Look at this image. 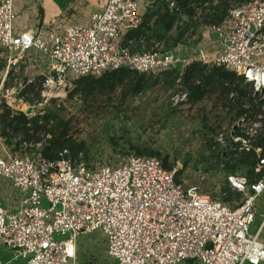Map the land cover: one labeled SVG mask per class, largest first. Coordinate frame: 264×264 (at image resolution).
Masks as SVG:
<instances>
[{
	"label": "built area",
	"instance_id": "built-area-1",
	"mask_svg": "<svg viewBox=\"0 0 264 264\" xmlns=\"http://www.w3.org/2000/svg\"><path fill=\"white\" fill-rule=\"evenodd\" d=\"M19 1L0 0V49L12 65L30 51L45 56L52 74L47 90H57L67 79L99 78L121 69L154 75L195 61L221 67L264 95V63L256 60L264 56L263 0L229 9L212 28L221 50L215 55L198 50L191 60L174 51L134 52L124 42L142 25V6L151 0H103L84 24L16 32ZM169 8L177 10L173 2ZM242 122L233 126L239 135L231 136L239 151L249 152L260 126ZM14 146L0 134V179L22 195L14 211L0 204V246L12 261L76 264L78 236L101 231L116 264H264L263 227L249 235L255 202L264 193L260 149L255 179L224 172V185L241 198L229 205L183 186L155 157L130 155L92 165L73 162L67 151L47 159Z\"/></svg>",
	"mask_w": 264,
	"mask_h": 264
},
{
	"label": "rangeland",
	"instance_id": "rangeland-1",
	"mask_svg": "<svg viewBox=\"0 0 264 264\" xmlns=\"http://www.w3.org/2000/svg\"><path fill=\"white\" fill-rule=\"evenodd\" d=\"M157 1L151 0L145 11ZM246 1L249 0H226L221 5L225 9L223 12L211 11L210 6L215 9L217 1L193 5L191 18L182 14L181 29H172L167 39L158 44H153L154 40L129 41L130 47L134 52H169L166 46L172 44L179 32H184L180 46L173 50L191 60L196 54V51L192 54L197 49L196 43L213 35L212 28L218 23L212 15L224 13V16L229 9ZM62 16L63 21L53 24L59 28L71 25L68 19L72 16ZM153 22L154 18L151 25ZM152 29L154 33L150 34H160V29L155 26ZM10 58L0 49V134L8 145L15 144L16 150L21 148L42 157L45 148L55 157L67 151L73 162L92 165L116 163L130 155L156 154L150 157L165 162L170 171L174 170L180 184L195 187L200 193L229 205L239 203L241 198L225 190L224 172L250 180L257 176L250 167L253 159L250 155L253 152L256 161L255 150L264 151V95L254 92L250 85L225 76L226 71L221 67L188 61L190 64L187 62L184 67L165 73L146 74L143 87L136 92H131L136 79L117 84L113 91L101 89L103 82L109 79L108 73L98 79H67L57 90L50 91L45 88L47 78L52 76L48 73L45 56L30 51L21 59L17 58L15 65L10 64ZM256 60L264 63V56ZM195 63L203 65L196 70L200 69L204 77L186 81V68ZM178 93L181 97L175 101ZM7 109L9 116L5 114ZM18 113L26 117V122L41 118L39 127L34 128L30 122L24 125L25 121L16 116ZM46 116H49V123L44 128ZM240 122L246 127L260 126L249 152L239 151V145L231 136V132L239 135V130H233V126ZM60 136H65L67 143L77 150L76 155L68 147L56 148L60 142H56V138ZM2 189L11 192L9 184L0 185V193ZM255 206L257 213L249 235L255 234L261 225L259 239L264 244V193ZM43 207H46L45 202ZM76 249V264H116L107 255V241L101 231L78 236ZM8 253L0 249L3 262L10 258Z\"/></svg>",
	"mask_w": 264,
	"mask_h": 264
},
{
	"label": "trees",
	"instance_id": "trees-1",
	"mask_svg": "<svg viewBox=\"0 0 264 264\" xmlns=\"http://www.w3.org/2000/svg\"><path fill=\"white\" fill-rule=\"evenodd\" d=\"M213 1H217L218 4H217V7L215 9L213 6H210L211 11L217 10V11L223 12L225 10L224 8H221V5H223V2H225L226 0H158L156 4L152 5L151 8H153V9H151V8L147 9V11L144 13V15L142 17V20H143L142 25L139 28H137L136 30H133V31H131L125 35L124 42H128V41H135L136 42V41H140V40H144L145 42H149L151 40H154L152 43L158 44L162 40L167 39V37H168L167 35L172 31V29H174V28L175 29H181V26L179 23L181 21L180 16L182 14H186L191 18L192 12L194 11L192 8L193 5H197V6H202L205 4L209 5V3L212 4ZM170 2L174 3L177 10L169 8ZM212 13H215V12H212ZM223 14L222 13H220V14L215 13L214 15H212V19H215L217 21L216 23H219L222 20V18L225 16V15L223 16ZM153 18H154V22L151 25V21ZM153 26H155V28L160 29V34H154V35L150 34V33H154V31L152 29ZM183 34H184V32L183 33L179 32L173 38L174 40L172 41V44L166 46V50H170V51L173 49L175 50V48H177V46H180L179 44L183 38ZM191 35L193 36L194 34H191ZM201 66H203V65H200L197 63L191 64L188 68H186L184 79L186 81H188L189 78H199L200 76L204 77L203 72L200 71ZM197 68H200V69L196 70ZM175 71H177V70H175ZM107 75H108L109 79H107L103 82V84L101 85V89L108 88L109 91H113L117 84L122 85V84H124L125 81L129 82L130 80L136 79L137 80L136 86L133 90H131V92H136L140 88L143 87L142 83H144L143 80L145 79V75H142V74L139 75L138 73L130 72V71L125 70V69L112 71V72H109ZM225 76L231 77L233 80L237 79L239 81V83H243L241 78L236 77L231 72L226 71ZM89 78H92V77H89ZM148 78L151 79L152 77L150 76ZM99 82H101V81H99ZM238 91L243 92V90H238ZM5 114H6V116H9L10 111L8 109L5 110ZM50 115L53 116L52 114H50ZM16 116L19 118V120L25 121L24 125L26 123L30 122L32 124V126H34V128L39 127L38 124H39V121L41 120V118H39V117L33 118V119L28 120L26 122V117L22 113H18ZM43 119H44V117L42 118V120ZM48 123H49V116H46L45 117V125L43 127L45 128ZM60 138H62V140ZM57 140L60 141L57 143V147H56L57 149H62L64 147H68V148H70V150L72 151V153L74 155L77 154V150H73V147H71L70 143H67L65 136H60V137L56 138V142H57ZM45 149L46 150L44 151L43 156L48 158V159H54L55 156L50 154V149L49 148H45ZM252 153L253 152H251L250 156H253V159L250 157L252 159V161H250V167L253 168L256 161H255V156ZM150 156H156V154H150ZM163 167L166 170H171L170 168L166 167L165 162L163 163ZM225 190L230 191L227 188V186H225Z\"/></svg>",
	"mask_w": 264,
	"mask_h": 264
},
{
	"label": "crops",
	"instance_id": "crops-1",
	"mask_svg": "<svg viewBox=\"0 0 264 264\" xmlns=\"http://www.w3.org/2000/svg\"><path fill=\"white\" fill-rule=\"evenodd\" d=\"M102 2L103 0H39L36 2L33 0H20L15 7L16 20L14 24V29L16 32H21L26 30L33 31L39 28L45 29L47 28V26L54 25L56 21H63L64 16L62 15H69V17L72 16L70 19H68V22L71 24L73 23L84 24L87 22V19L91 13L98 11L101 8V5L103 4ZM145 7L148 8L146 4H144L142 6V14L146 12ZM78 16L80 17V19L77 20L76 18ZM204 33L205 31H202L203 35H205ZM213 35L211 36L212 39L210 37L198 41L196 43L197 49L192 51L193 52L192 54H195V51L197 53L198 50H204L207 55H215V53L219 52L221 50V47L217 42L215 35L214 36ZM189 56L192 55L190 54ZM3 180L0 179V182L3 181L0 185L3 186L9 184L11 188V192H8V190L6 189L1 190L0 204L5 209L9 211H14L17 207V202L19 200L18 195H20V193L18 192L17 189L11 186L8 180L6 179ZM14 192L16 193V196L14 195ZM0 249L1 252H5V253L9 252L4 247L0 246ZM3 249H5L8 252H6ZM11 261H12V255L5 262H3L2 259L0 258V264H11L10 263ZM13 262H16L17 264H25L21 260H16Z\"/></svg>",
	"mask_w": 264,
	"mask_h": 264
}]
</instances>
